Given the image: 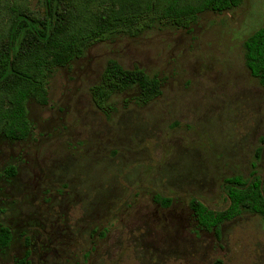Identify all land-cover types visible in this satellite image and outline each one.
<instances>
[{
	"label": "rangeland",
	"instance_id": "obj_1",
	"mask_svg": "<svg viewBox=\"0 0 264 264\" xmlns=\"http://www.w3.org/2000/svg\"><path fill=\"white\" fill-rule=\"evenodd\" d=\"M262 27L264 0H243L189 31L97 43L54 70L48 105L29 103L30 137L0 138V224L13 232L0 264L29 251L31 264H264V219L240 216L218 238L190 208L225 210L227 178L264 179V87L244 59ZM112 59L158 76L161 96L139 105L134 89L109 116L98 110L90 89Z\"/></svg>",
	"mask_w": 264,
	"mask_h": 264
},
{
	"label": "trees",
	"instance_id": "obj_2",
	"mask_svg": "<svg viewBox=\"0 0 264 264\" xmlns=\"http://www.w3.org/2000/svg\"><path fill=\"white\" fill-rule=\"evenodd\" d=\"M243 0H0V138L25 141L33 132L29 103H49L54 70L70 66L87 50L118 36L138 37L156 25L191 30L200 15L230 12ZM245 64L264 87V27L244 42ZM162 81L140 68L127 69L109 60L98 84L91 87L95 107L109 116L115 95L137 90L135 101L147 105L162 94ZM264 144V137L262 138ZM260 150L257 157L260 156ZM256 167V165H254ZM8 177L17 168L7 170ZM0 172V182L4 178ZM230 205L222 211L209 209L193 199L190 208L199 228L219 238L222 226L245 214L264 219V179L256 171L250 178H227ZM169 207L170 199L156 198ZM13 240L9 226L0 224V249ZM29 246V245H28ZM31 252L15 264H31ZM215 264H223L217 260Z\"/></svg>",
	"mask_w": 264,
	"mask_h": 264
}]
</instances>
